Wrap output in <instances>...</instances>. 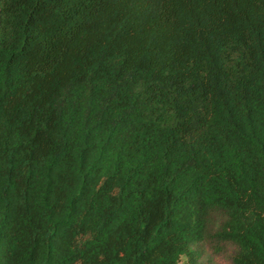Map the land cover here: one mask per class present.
Instances as JSON below:
<instances>
[{
  "label": "trees",
  "instance_id": "16d2710c",
  "mask_svg": "<svg viewBox=\"0 0 264 264\" xmlns=\"http://www.w3.org/2000/svg\"><path fill=\"white\" fill-rule=\"evenodd\" d=\"M264 264V0H0V264Z\"/></svg>",
  "mask_w": 264,
  "mask_h": 264
},
{
  "label": "rangeland",
  "instance_id": "374dc122",
  "mask_svg": "<svg viewBox=\"0 0 264 264\" xmlns=\"http://www.w3.org/2000/svg\"><path fill=\"white\" fill-rule=\"evenodd\" d=\"M218 264H226V263H225V261H224L223 259H220V260L218 261Z\"/></svg>",
  "mask_w": 264,
  "mask_h": 264
}]
</instances>
